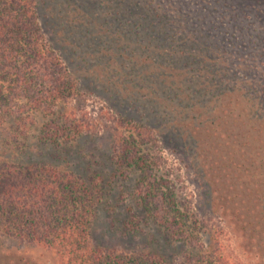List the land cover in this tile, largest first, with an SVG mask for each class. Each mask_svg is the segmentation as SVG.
<instances>
[{"label": "rangeland", "instance_id": "rangeland-1", "mask_svg": "<svg viewBox=\"0 0 264 264\" xmlns=\"http://www.w3.org/2000/svg\"><path fill=\"white\" fill-rule=\"evenodd\" d=\"M88 4L95 13L88 26L80 21L62 24L41 14L47 39L78 83L65 110L75 112L72 118L82 133L56 146L36 138L45 119L42 113H36L27 140L15 135L11 122H0V161L51 162L87 182L95 195L90 231L97 244L154 251L167 264H188L187 257L200 254L208 244L210 248L217 234L232 264H264V212L242 207L243 200L264 198V118L237 114L240 105L227 96L215 102L220 96L216 89L207 94L199 90L203 71L198 59L192 62L177 52L182 48L178 42L167 46V40L148 34V19L137 17L132 5L120 9V0H69L62 5L84 12ZM160 5L169 17L179 15L173 0ZM218 31L230 36L232 28ZM236 56V63L251 64L247 51ZM156 67L167 72L152 74ZM255 68L245 80L263 73L264 60ZM237 71L244 76L241 67ZM256 81L255 87L264 90V83ZM258 108L262 116L264 103ZM123 118L159 128L157 138L151 136L141 151L157 158L154 174L170 181L187 207L182 210L207 219L201 247L173 238L153 218L143 216L135 189L139 172L130 168L122 175L116 168L117 135L129 134ZM214 200L216 218L210 216L209 202ZM219 221H227L223 229L217 227ZM0 264H56V257L40 245L0 234Z\"/></svg>", "mask_w": 264, "mask_h": 264}, {"label": "trees", "instance_id": "trees-1", "mask_svg": "<svg viewBox=\"0 0 264 264\" xmlns=\"http://www.w3.org/2000/svg\"><path fill=\"white\" fill-rule=\"evenodd\" d=\"M164 1L120 0V9L132 5L137 17L148 19V34L167 40V46L178 42L187 52L182 48L177 52L187 55L192 62L198 59L203 71L199 90L207 94L216 89L220 96L215 102H222L221 97L227 96L240 105L237 114L263 119L264 114L260 116L257 111L264 103V90L255 87V82L264 83V70L255 80L245 78L264 60V0H209L210 6H205L207 0H173L179 12L177 17H169L167 10H160ZM68 2L0 0V122L14 124L15 135L23 140L29 137L36 113L45 118L36 133L39 142L57 146L70 143L82 133L72 118L75 112L65 110L77 94L78 83L54 51L41 22V14L45 13L67 25H79L80 21L82 26H88L93 21L95 13L90 12L89 4L83 12L82 7L68 9L62 5ZM227 26L232 28L230 36L218 31ZM147 42L151 44L152 40ZM245 51L251 64L241 60L236 63V55ZM238 66L245 72L243 77ZM160 72L167 71L156 67L152 74ZM122 120L128 124L129 134L117 135L116 168L122 175L130 168L139 172L135 189L143 216L153 218L173 238L201 247L200 233L207 226V219L196 212L188 214L190 209L182 210L187 207L179 202L170 181L154 174L157 158L141 151V145L151 136L157 138L155 130L159 128L139 120ZM216 202H209L214 213L210 216L214 218L219 216L213 211ZM94 204V191L87 182L51 162L0 161V234L52 251L56 264H167L154 251L111 248L93 242L90 223ZM242 207L264 212V198L243 200ZM226 223L216 225L223 229ZM219 243L217 234H213L211 247L208 244L200 254L188 256L186 262L232 264Z\"/></svg>", "mask_w": 264, "mask_h": 264}]
</instances>
